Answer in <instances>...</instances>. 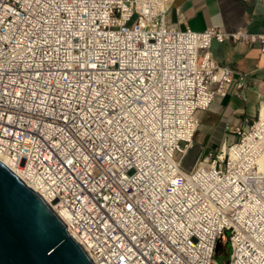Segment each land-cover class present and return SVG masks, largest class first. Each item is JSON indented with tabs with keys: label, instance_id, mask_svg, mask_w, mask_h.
Returning <instances> with one entry per match:
<instances>
[{
	"label": "built area",
	"instance_id": "2783aa9c",
	"mask_svg": "<svg viewBox=\"0 0 264 264\" xmlns=\"http://www.w3.org/2000/svg\"><path fill=\"white\" fill-rule=\"evenodd\" d=\"M174 2L0 0V154L95 264H222L220 239L228 264H264L256 123L183 164L204 113L245 82L213 42L264 53V31L180 29Z\"/></svg>",
	"mask_w": 264,
	"mask_h": 264
},
{
	"label": "crops",
	"instance_id": "0c3cea01",
	"mask_svg": "<svg viewBox=\"0 0 264 264\" xmlns=\"http://www.w3.org/2000/svg\"><path fill=\"white\" fill-rule=\"evenodd\" d=\"M167 19L173 26L194 31L219 27L228 32L264 31V5L258 0H175ZM212 50L222 64L245 76L243 87H234L222 101H215L202 117L194 136V147L203 153L216 151L224 143L240 139L264 105V53L261 45L246 41H214Z\"/></svg>",
	"mask_w": 264,
	"mask_h": 264
},
{
	"label": "water",
	"instance_id": "95a60500",
	"mask_svg": "<svg viewBox=\"0 0 264 264\" xmlns=\"http://www.w3.org/2000/svg\"><path fill=\"white\" fill-rule=\"evenodd\" d=\"M0 264H95L52 206L2 161Z\"/></svg>",
	"mask_w": 264,
	"mask_h": 264
},
{
	"label": "bare ground",
	"instance_id": "6f19581e",
	"mask_svg": "<svg viewBox=\"0 0 264 264\" xmlns=\"http://www.w3.org/2000/svg\"><path fill=\"white\" fill-rule=\"evenodd\" d=\"M261 118H262V121H261V123L262 122H264V105H263V107H262V109H261ZM260 123V122H259ZM258 122L256 123V125H257V127H258V124H259ZM263 125H264V123H263ZM259 126H260V124H259ZM263 128H262V132H260V129H259V127H258V131H257V136L258 137H260L263 141H264V126H262ZM250 140H252V138H249V141ZM263 141H261V142H263ZM257 143L258 144H261V145H263L264 146V143H259V141H257ZM0 161H2L8 168H10L14 173H16L26 184H28L31 188H33L34 190H36L37 192H39L40 193V195L44 198V199H46L45 197H44V195L42 194V192L41 191H39L36 187H34L27 179H26V177L21 173V171H20V169L18 168V167H16L13 163H12V161L9 159V158H7V157H5L4 155H1L0 154ZM246 161V160H245ZM247 163H248V161H247ZM258 164H260V167L262 168V169H264V151L262 152V154L258 157ZM244 165H246V164H244V159L243 158H236V168H240V170H247V169H243L242 167H244ZM248 165V164H247ZM60 215V214H59ZM61 216V215H60ZM61 218L64 220V217L63 216H61ZM76 239H77V237L75 236V235H73Z\"/></svg>",
	"mask_w": 264,
	"mask_h": 264
},
{
	"label": "rangeland",
	"instance_id": "374dc122",
	"mask_svg": "<svg viewBox=\"0 0 264 264\" xmlns=\"http://www.w3.org/2000/svg\"><path fill=\"white\" fill-rule=\"evenodd\" d=\"M261 121H262V118H261V116L259 115L258 118H257V120H256V123H257V122H258V123L260 122V123H259L260 126H259V124H258V127H259V129H260V132H262V131H261L262 128H263L262 126H264V125H263L264 122L261 123ZM257 141H259V143H264V141H263L260 137L257 138ZM261 141H263V142H261ZM201 152H203V151L200 150V148L193 147V148L189 151L187 157L185 158V160H184V162H183L184 166H185V167L191 166V165L195 162L196 158L199 156V154H200ZM245 160H246V161H245ZM247 161H248V163H247ZM244 164H246V165H244V167H242V168H243V169L245 168V169L249 170V159H244ZM247 164H248V165H247ZM222 241H223V243H226L225 240H222Z\"/></svg>",
	"mask_w": 264,
	"mask_h": 264
},
{
	"label": "trees",
	"instance_id": "16d2710c",
	"mask_svg": "<svg viewBox=\"0 0 264 264\" xmlns=\"http://www.w3.org/2000/svg\"><path fill=\"white\" fill-rule=\"evenodd\" d=\"M230 254H231L230 242L226 241V243H223V241L220 239L217 243V248H216L217 260L220 261L222 264H228L230 260Z\"/></svg>",
	"mask_w": 264,
	"mask_h": 264
},
{
	"label": "clouds",
	"instance_id": "9594fccd",
	"mask_svg": "<svg viewBox=\"0 0 264 264\" xmlns=\"http://www.w3.org/2000/svg\"><path fill=\"white\" fill-rule=\"evenodd\" d=\"M255 123H256V122H255ZM255 123H254V124H255ZM254 124H253V125H254ZM202 153H203V152H202ZM45 200H46V199H45ZM64 222H65V221H64Z\"/></svg>",
	"mask_w": 264,
	"mask_h": 264
}]
</instances>
